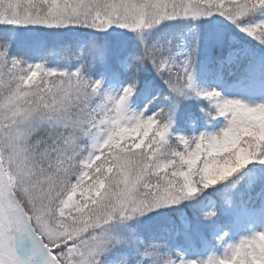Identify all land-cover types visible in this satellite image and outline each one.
<instances>
[{"label": "snow or ice", "instance_id": "6c2138e0", "mask_svg": "<svg viewBox=\"0 0 264 264\" xmlns=\"http://www.w3.org/2000/svg\"><path fill=\"white\" fill-rule=\"evenodd\" d=\"M0 264H264V0H0Z\"/></svg>", "mask_w": 264, "mask_h": 264}, {"label": "trees", "instance_id": "16d2710c", "mask_svg": "<svg viewBox=\"0 0 264 264\" xmlns=\"http://www.w3.org/2000/svg\"><path fill=\"white\" fill-rule=\"evenodd\" d=\"M193 106L195 107V102H193Z\"/></svg>", "mask_w": 264, "mask_h": 264}]
</instances>
